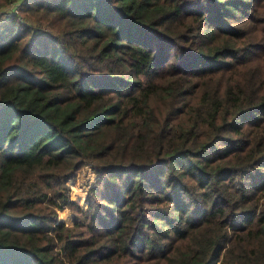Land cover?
Wrapping results in <instances>:
<instances>
[{
    "label": "trees",
    "instance_id": "obj_1",
    "mask_svg": "<svg viewBox=\"0 0 264 264\" xmlns=\"http://www.w3.org/2000/svg\"><path fill=\"white\" fill-rule=\"evenodd\" d=\"M14 4L0 264H264V0Z\"/></svg>",
    "mask_w": 264,
    "mask_h": 264
},
{
    "label": "rangeland",
    "instance_id": "obj_2",
    "mask_svg": "<svg viewBox=\"0 0 264 264\" xmlns=\"http://www.w3.org/2000/svg\"><path fill=\"white\" fill-rule=\"evenodd\" d=\"M15 7L17 8V5H15ZM10 9H11L10 7L3 8V9L1 10V12L8 11V10H10ZM16 11H17V9H16ZM73 192H74L76 195H82V194L84 193V192H83V188H82L81 186H78V185L74 186V188H73Z\"/></svg>",
    "mask_w": 264,
    "mask_h": 264
},
{
    "label": "built area",
    "instance_id": "obj_3",
    "mask_svg": "<svg viewBox=\"0 0 264 264\" xmlns=\"http://www.w3.org/2000/svg\"><path fill=\"white\" fill-rule=\"evenodd\" d=\"M11 9L10 10H8V12H16V7H15V4L14 5H11V6H9ZM1 11H0V15H1Z\"/></svg>",
    "mask_w": 264,
    "mask_h": 264
}]
</instances>
